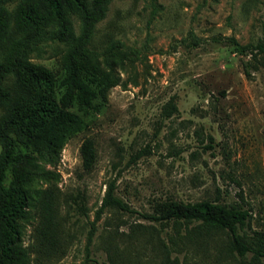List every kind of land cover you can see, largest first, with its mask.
I'll return each instance as SVG.
<instances>
[{
  "label": "rangeland",
  "instance_id": "374dc122",
  "mask_svg": "<svg viewBox=\"0 0 264 264\" xmlns=\"http://www.w3.org/2000/svg\"><path fill=\"white\" fill-rule=\"evenodd\" d=\"M107 34L123 44L118 53L100 56L104 68L103 58L110 59L118 84L90 108L77 100L61 104L85 128L57 155L37 154L24 168L34 188H59L65 243L56 256L36 254L39 210L29 207L20 219L27 264H85L93 222L98 229L87 264H111L104 249L110 235L129 255L127 264H138L136 255L145 264H252L251 254L242 259L229 248L225 231L138 213L168 199L239 202L252 214L241 232H264V68L247 76L243 61L250 57L228 39L247 44L264 37V0H112L97 25L99 51ZM33 62L60 83L59 55ZM64 90L58 86V98ZM170 100L177 109L168 115ZM87 137L96 148L91 171L80 156ZM111 185L136 213L111 207L97 218Z\"/></svg>",
  "mask_w": 264,
  "mask_h": 264
},
{
  "label": "trees",
  "instance_id": "16d2710c",
  "mask_svg": "<svg viewBox=\"0 0 264 264\" xmlns=\"http://www.w3.org/2000/svg\"><path fill=\"white\" fill-rule=\"evenodd\" d=\"M111 2L0 0V264H27L20 219L29 207L39 210L32 250L49 258L65 250L58 218L59 188L53 184L45 189L34 188V178L24 168L37 154L57 155L69 138L85 128L84 120L61 104L77 100L82 108H90L94 98L118 84L110 59L103 58L107 63L104 68L100 56L118 53L123 44L107 34L104 50L99 51L95 45L97 25ZM228 39L242 56L250 57L243 61L247 76L252 75L253 69L264 68V37L247 44L234 37ZM57 55L64 70L60 83L52 70L33 62L34 58ZM58 86L65 89L60 98L56 94ZM167 106L168 115L177 109L172 100ZM80 156L83 169L91 171L96 163L92 138L84 139ZM111 207L137 212L115 195L113 185L107 190L97 218ZM138 214L151 221L198 223L200 227L225 231L229 248L242 259L249 254L252 264L264 259V232H241L249 225L252 214L239 202L168 199L157 202L151 213ZM97 229L91 223L85 264L93 261L92 244ZM104 249L111 264H127L129 255L120 249L114 235L109 236ZM135 258L136 263L145 264L141 256ZM172 264L179 263L173 260Z\"/></svg>",
  "mask_w": 264,
  "mask_h": 264
}]
</instances>
